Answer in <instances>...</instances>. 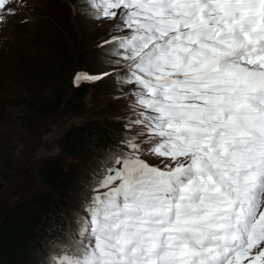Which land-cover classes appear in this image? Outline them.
<instances>
[{
    "label": "snow or ice",
    "instance_id": "snow-or-ice-1",
    "mask_svg": "<svg viewBox=\"0 0 264 264\" xmlns=\"http://www.w3.org/2000/svg\"><path fill=\"white\" fill-rule=\"evenodd\" d=\"M27 3L0 0V28ZM89 7L106 70L77 78H118L130 111L46 264H264V0Z\"/></svg>",
    "mask_w": 264,
    "mask_h": 264
},
{
    "label": "rangeland",
    "instance_id": "rangeland-1",
    "mask_svg": "<svg viewBox=\"0 0 264 264\" xmlns=\"http://www.w3.org/2000/svg\"><path fill=\"white\" fill-rule=\"evenodd\" d=\"M81 1L28 0L26 7L0 28L2 45L0 60L5 61L3 68L5 79L2 83L9 86L4 96L19 98L29 95L32 98V95L37 93L36 74L42 66L47 64V61L43 59L46 53L45 44L51 38L57 39L63 35L67 36L72 55L71 75L65 94H68L78 82H83L86 86L82 109L71 115H66L61 110L47 118L33 113L35 116L31 124L22 126L18 120L13 119L11 112L18 110L26 113L24 109H13L11 105H8L6 109L1 110L6 113H0V130L5 133L6 127L17 128L14 130L15 136L3 138L0 144V211L14 200L40 191L42 185L37 180L33 166L42 157L58 154L63 157L65 163L68 162V166L66 164L68 170L79 171L81 179L82 188L79 187L80 185L74 186L75 195L67 212L72 229L75 227L76 218L84 214L83 205L86 198L93 194L92 190H89L87 196H84L83 190L92 184L95 186L97 180L101 178V173L108 166L106 157L109 150L100 153L95 159L83 161L68 159L59 152L56 137L72 123L85 118H101L108 115L124 125V117L130 111L129 101L121 98L127 92V88L122 89L116 83L118 78H105L98 81L77 78L78 73L94 76L106 70L103 63L104 49L98 45L109 38L110 28L109 23L93 18V10L89 7L90 0H85L87 2L85 5ZM17 45V48L20 45L18 49L20 51L15 50L10 53L12 57L8 58V53ZM28 49L30 56L21 54V50ZM27 112L30 114L34 112V109ZM3 133L0 136L4 137ZM123 134L122 128V131L117 133L115 145L120 143ZM148 162L159 165V160L156 158H148ZM6 164L11 168H7ZM5 175H7L6 179H4ZM89 176L91 181L87 185L86 180ZM99 190L107 191L106 188Z\"/></svg>",
    "mask_w": 264,
    "mask_h": 264
},
{
    "label": "trees",
    "instance_id": "trees-1",
    "mask_svg": "<svg viewBox=\"0 0 264 264\" xmlns=\"http://www.w3.org/2000/svg\"><path fill=\"white\" fill-rule=\"evenodd\" d=\"M81 3L85 5L87 2L82 0ZM45 45L46 53L43 59L47 64L36 74L37 93L34 94L35 96L32 95V98L29 95L19 98L4 96L9 86L2 83L5 79L3 77L5 61L0 60V113H6L1 110L6 109L8 105L13 109H24L26 113L18 110L11 112L13 119L18 120L22 126L31 124L36 113L39 117L47 118L55 115L59 110L71 115L82 109L83 97L86 93L83 82L76 83L69 93L65 94L71 75L72 59L67 36L51 38ZM17 47L18 45L8 53V58L12 57L10 53L15 50L20 51L18 50L20 45L19 48ZM1 50L0 42V53ZM21 54L28 56L29 49L21 50ZM30 109H34V112L28 114L27 111ZM16 128L6 127L5 133L0 130V135L2 133L5 135L0 136V144L3 138L15 136ZM122 128V122L115 121L108 115L101 118H85L63 130L56 137V144L59 152L68 159L82 161L95 159L100 153L117 146L114 143L117 133L121 132ZM67 163L58 154L38 159L33 171L39 184L42 185L40 191L14 200L0 211V264H46L50 250L68 237L72 228L67 212L75 195L74 186L80 185V188L82 186L79 171L68 170ZM5 166L11 168L7 164ZM6 177L7 175L4 179ZM90 181L89 176L86 180L87 185ZM93 187L94 184L89 188L85 187L87 190L83 188L84 196H87V192Z\"/></svg>",
    "mask_w": 264,
    "mask_h": 264
}]
</instances>
